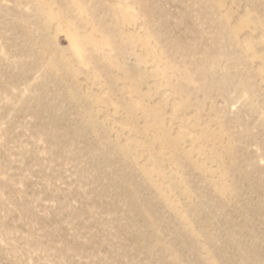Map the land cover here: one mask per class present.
Segmentation results:
<instances>
[{"label":"rangeland","instance_id":"1","mask_svg":"<svg viewBox=\"0 0 264 264\" xmlns=\"http://www.w3.org/2000/svg\"><path fill=\"white\" fill-rule=\"evenodd\" d=\"M0 264H264V0H0Z\"/></svg>","mask_w":264,"mask_h":264}]
</instances>
